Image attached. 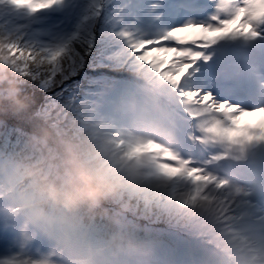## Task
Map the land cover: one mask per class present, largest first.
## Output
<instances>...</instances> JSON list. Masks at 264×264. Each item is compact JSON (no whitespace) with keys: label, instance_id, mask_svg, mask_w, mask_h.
Returning <instances> with one entry per match:
<instances>
[{"label":"snow or ice","instance_id":"6c2138e0","mask_svg":"<svg viewBox=\"0 0 264 264\" xmlns=\"http://www.w3.org/2000/svg\"><path fill=\"white\" fill-rule=\"evenodd\" d=\"M260 41L264 0H0V58L24 89L49 95L41 115L58 130L82 105L78 81L93 66L147 70L163 83L174 135L138 142L132 155H154L172 199L196 210L187 222L215 247L264 251V204L214 170L230 149L264 143V75L257 94L214 74L225 46ZM0 264L35 261L21 251Z\"/></svg>","mask_w":264,"mask_h":264},{"label":"clouds","instance_id":"9594fccd","mask_svg":"<svg viewBox=\"0 0 264 264\" xmlns=\"http://www.w3.org/2000/svg\"><path fill=\"white\" fill-rule=\"evenodd\" d=\"M133 79L136 92L114 102L115 122L82 104L67 131L45 120L20 149L0 157V218L22 222L21 251L28 253L37 234L54 244L39 259L31 256L35 264H153L155 241L129 224L126 212L147 203L196 215L172 199L153 154L132 155L138 142L166 143L174 135L163 83L147 70ZM24 87L22 74L0 58V114L29 109ZM215 257V264H264V251L230 244L216 247Z\"/></svg>","mask_w":264,"mask_h":264},{"label":"trees","instance_id":"16d2710c","mask_svg":"<svg viewBox=\"0 0 264 264\" xmlns=\"http://www.w3.org/2000/svg\"><path fill=\"white\" fill-rule=\"evenodd\" d=\"M89 71L94 74H86L82 82L78 81L80 88L76 90L75 99L81 104L96 106L104 118L115 122L113 105L117 97L136 92L133 73L123 75L122 69L105 68L103 64L93 66ZM24 93L29 97L30 107L27 111L0 114V149L6 148L8 152L20 149L27 138L45 122L41 114L49 103V95L39 87H29L24 89ZM105 207L113 213L120 211L118 205L109 204ZM125 218L142 236L155 241L154 253L159 254L161 259L171 261L175 253H180L184 258L194 256L191 245L199 241H192L188 236L200 232L191 227L186 218L174 209L139 203L126 212ZM209 252L215 255L212 251ZM204 255L206 254H201L202 257Z\"/></svg>","mask_w":264,"mask_h":264},{"label":"rangeland","instance_id":"374dc122","mask_svg":"<svg viewBox=\"0 0 264 264\" xmlns=\"http://www.w3.org/2000/svg\"><path fill=\"white\" fill-rule=\"evenodd\" d=\"M248 146V145H247ZM247 146H245V147H243V148H241V147H237V148H239V149H235V148H233L234 150H235V152L234 153H236V154H238V152H240V151H243ZM16 236H17V234L11 239V240H8V241H4V246L7 248V247H10L11 246V244H12V242L16 239ZM49 244L48 242H44V244ZM18 249L19 248H17V246H15V248H14V250H10V252H12V251H16V253H19L18 252ZM9 252V253H10Z\"/></svg>","mask_w":264,"mask_h":264}]
</instances>
